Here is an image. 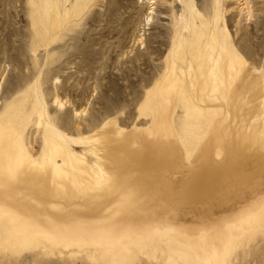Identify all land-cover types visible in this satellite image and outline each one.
Instances as JSON below:
<instances>
[{
	"label": "rangeland",
	"instance_id": "1",
	"mask_svg": "<svg viewBox=\"0 0 264 264\" xmlns=\"http://www.w3.org/2000/svg\"><path fill=\"white\" fill-rule=\"evenodd\" d=\"M262 68L264 0H0V264H264ZM123 139L149 175L129 225ZM19 167L43 197L2 195Z\"/></svg>",
	"mask_w": 264,
	"mask_h": 264
},
{
	"label": "bare ground",
	"instance_id": "2",
	"mask_svg": "<svg viewBox=\"0 0 264 264\" xmlns=\"http://www.w3.org/2000/svg\"><path fill=\"white\" fill-rule=\"evenodd\" d=\"M38 9V8H37ZM45 24V22H44ZM191 53L193 55H197L200 53V48H193L191 50ZM183 51H181L178 54V57H183ZM157 128L155 129V132L161 131L162 129L159 126H156ZM214 140L216 139V141L224 138L227 139L228 136H225L221 133L220 129L216 128L214 131ZM125 139V138H124ZM124 139L118 141L117 143V147H118V151L121 154V156L117 159H113L111 157H107V162L110 160H116V169L114 171V174L116 176V178L113 179V185L116 189V191L122 196V199L120 200V206L118 207V209L116 210L115 214H114V219L117 220L118 214H120L119 218L121 220L122 223H125L127 225L131 224L133 221L139 219L141 217L140 215V207L142 206V204L138 201L137 199V193H140V190L137 189L136 184L133 185L134 180H137L138 178L144 179V178H149V175L144 174L142 176H139L138 172V166H133V163L137 160H139L141 158V156L139 155H131L130 151L128 147L125 145L124 143ZM223 150L226 154L229 155L230 158L233 157L234 155V145L232 142L230 141H225V144H222ZM152 144L151 143H147L144 146V149L142 150V153H145V155L147 156V161L150 162H156L157 160H162L163 157L165 156V154L163 152H161L160 154H158L156 157L152 154ZM145 157L141 158L142 160H144ZM234 163L227 165L226 169L228 170L231 166H233ZM19 170H9L10 172V176L9 178H6V181L4 183V190L2 191V195H8L10 192H20L22 191L24 188H28L30 187L31 190L30 192H26L30 195H33L36 198L39 197H43L42 195H44L45 190L38 187L37 184L38 183H42L43 185H45L47 183L46 178H42L39 174L35 173L34 171L32 172H25L23 169H21L20 167L18 168ZM137 173L138 177L134 178L132 176L133 173ZM128 176V180L123 183L121 182L117 177L120 176ZM154 175L150 176V179H153ZM198 177L193 178L192 180L197 179ZM191 180V181H192ZM19 183V184H18ZM63 192L68 193L70 191V189H68L67 191L63 188L62 189ZM62 191H59L58 194L60 196L63 195ZM20 204H23L24 201L19 200L17 198H15ZM64 205H63V210H61L60 212V216L63 220H65L66 222H71V223H75L77 222L79 219L76 218L78 216V214H84L87 216H91L92 218L94 217L96 210L97 209V203L91 198V199H87L84 204L82 205L83 208H87V210H70V204H69V199H64ZM93 204H96L97 206H94L93 208ZM19 211H21L20 208H18ZM17 225H14L13 227H15ZM91 234H94L97 237H101L104 234H107V228L102 227V226H97V223L94 222L92 225V232ZM126 238L130 239L129 242H131L132 237L130 235H126ZM209 243H213V241L208 239Z\"/></svg>",
	"mask_w": 264,
	"mask_h": 264
},
{
	"label": "snow or ice",
	"instance_id": "3",
	"mask_svg": "<svg viewBox=\"0 0 264 264\" xmlns=\"http://www.w3.org/2000/svg\"><path fill=\"white\" fill-rule=\"evenodd\" d=\"M262 71H264V68H262Z\"/></svg>",
	"mask_w": 264,
	"mask_h": 264
}]
</instances>
